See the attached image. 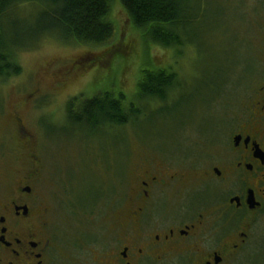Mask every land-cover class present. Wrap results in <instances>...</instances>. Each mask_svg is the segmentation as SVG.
<instances>
[{"label":"rangeland","instance_id":"rangeland-1","mask_svg":"<svg viewBox=\"0 0 264 264\" xmlns=\"http://www.w3.org/2000/svg\"><path fill=\"white\" fill-rule=\"evenodd\" d=\"M202 1V16L186 24L188 39L178 50L146 39L112 0L108 18L115 34L108 43L81 45L49 36L19 51L22 72L0 79V202L24 170L37 169L36 191L67 251L88 255L95 235L111 236L139 154L170 153L172 139L192 140L194 129L237 103L251 89L252 73L264 69V0ZM34 7L25 6L12 20L34 24ZM109 51L115 52L111 58ZM144 67L174 71L179 86L164 101L137 100ZM63 68L71 70L61 75ZM107 90L122 92L139 107L133 122L94 128L68 119L71 98ZM16 118L28 141L16 132Z\"/></svg>","mask_w":264,"mask_h":264},{"label":"flooded vegetation","instance_id":"flooded-vegetation-1","mask_svg":"<svg viewBox=\"0 0 264 264\" xmlns=\"http://www.w3.org/2000/svg\"><path fill=\"white\" fill-rule=\"evenodd\" d=\"M255 71L251 89L192 140L139 154L111 236L95 235L88 255L57 241L39 170H24L0 202V264H264V69Z\"/></svg>","mask_w":264,"mask_h":264},{"label":"trees","instance_id":"trees-1","mask_svg":"<svg viewBox=\"0 0 264 264\" xmlns=\"http://www.w3.org/2000/svg\"><path fill=\"white\" fill-rule=\"evenodd\" d=\"M112 0H0V79L19 75V51L36 48L44 37L73 41L81 45H104L115 34L108 14ZM132 25L149 41L178 50L186 45L184 27L201 14L200 0H118ZM204 1V0H203ZM202 1V3H203ZM197 2V6H196ZM25 6L37 10L34 24L12 20ZM28 9V8H27ZM11 15V16H10ZM25 24V25H24ZM31 35L29 41L23 40ZM115 54L107 53L108 58ZM179 86L176 73L166 68H141L137 81V100L164 101ZM98 92V91H97ZM71 98L66 116L84 127H114L133 122L140 109L128 103L122 92L99 91L79 101Z\"/></svg>","mask_w":264,"mask_h":264},{"label":"snow or ice","instance_id":"snow-or-ice-1","mask_svg":"<svg viewBox=\"0 0 264 264\" xmlns=\"http://www.w3.org/2000/svg\"><path fill=\"white\" fill-rule=\"evenodd\" d=\"M5 83H6V81H5Z\"/></svg>","mask_w":264,"mask_h":264}]
</instances>
